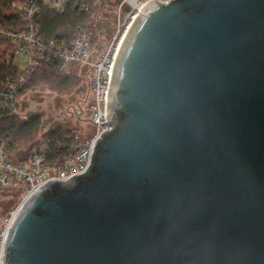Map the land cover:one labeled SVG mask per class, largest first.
I'll use <instances>...</instances> for the list:
<instances>
[{"label": "water", "instance_id": "water-1", "mask_svg": "<svg viewBox=\"0 0 264 264\" xmlns=\"http://www.w3.org/2000/svg\"><path fill=\"white\" fill-rule=\"evenodd\" d=\"M106 122L86 174L19 207L1 264H264V0L148 3Z\"/></svg>", "mask_w": 264, "mask_h": 264}, {"label": "built area", "instance_id": "built-area-1", "mask_svg": "<svg viewBox=\"0 0 264 264\" xmlns=\"http://www.w3.org/2000/svg\"><path fill=\"white\" fill-rule=\"evenodd\" d=\"M151 1L168 4L172 0H117L109 34L100 30L94 19V30L79 28L69 46L44 42L39 37L41 13L48 11L62 14L68 8V0H28L16 12L19 17L17 26H4L0 23V40L8 43L12 49L8 64L15 65L16 54H22L28 60L27 68L20 71L18 80L0 88V105L3 109L20 115L24 106H21L22 97L18 96V83L23 85L26 77L45 62L56 61L62 74L80 76L92 93L87 112L79 106L76 109V120L90 126L86 131L78 130L73 134L74 153L70 156L55 162L51 158L50 149L40 145L29 148L24 157L13 161L7 152L8 144L0 142V190L18 191L20 194L19 205L1 234L0 264L7 231L19 207L48 182H68L90 170L95 145L105 131L114 128V125L106 122V116L109 82L117 53L129 28ZM126 7H129V11H126ZM83 9L87 11L88 7L84 5ZM95 34L99 38L96 44ZM105 34H108L107 39H104ZM86 113H89L90 119H86Z\"/></svg>", "mask_w": 264, "mask_h": 264}, {"label": "trees", "instance_id": "trees-1", "mask_svg": "<svg viewBox=\"0 0 264 264\" xmlns=\"http://www.w3.org/2000/svg\"><path fill=\"white\" fill-rule=\"evenodd\" d=\"M28 0H0V23L4 26H17L20 7ZM100 0H68V8L62 14L43 11L39 16V37L44 42L66 44L69 46L75 38L79 28H91L94 30V19L101 6ZM87 6L85 11L83 6ZM114 8L112 17L114 21ZM99 38L94 36V43ZM9 44L0 40V47ZM4 54L0 53V88L16 82L20 75V69L15 65L5 62ZM18 96L23 97L31 90L48 86L56 94H70L83 87V79L77 75H65L59 70L56 61L45 62L37 66L27 77L25 83H18ZM41 118H31L23 121L20 115H14L0 105V142L8 144L7 152L13 161L15 153L22 149L37 148L44 145L50 149L51 158L55 162L64 159L74 153L72 149V136L77 129L61 128L47 133H41Z\"/></svg>", "mask_w": 264, "mask_h": 264}, {"label": "rangeland", "instance_id": "rangeland-1", "mask_svg": "<svg viewBox=\"0 0 264 264\" xmlns=\"http://www.w3.org/2000/svg\"><path fill=\"white\" fill-rule=\"evenodd\" d=\"M109 33L110 31L108 34ZM108 34L104 35V39L108 38ZM0 53L4 54L5 62L8 64L11 58L12 49L10 50L8 46L2 45L0 47ZM14 64L19 67L20 71H24L27 68L28 60L24 57V55L16 54ZM84 86L85 87L78 94L75 91L74 93H68L65 95L56 94L48 86L31 90L21 99V106L26 104L20 112L21 119L23 121H27L30 119V114H41L44 118L42 119L43 124L41 133L49 132L51 130L50 126L54 124H58L63 128L77 129L79 131L88 130L90 126L88 123L79 122L73 117L66 116V112L71 104H75L79 98L88 97L89 101L86 105L87 111L90 101L92 100V93L88 84H85ZM85 117L87 118V114ZM25 150L27 149H22L16 152L15 158L20 159L24 157L26 155ZM19 195L18 191L5 192L0 190V240L7 221L12 217L19 205Z\"/></svg>", "mask_w": 264, "mask_h": 264}, {"label": "flooded vegetation", "instance_id": "flooded-vegetation-1", "mask_svg": "<svg viewBox=\"0 0 264 264\" xmlns=\"http://www.w3.org/2000/svg\"><path fill=\"white\" fill-rule=\"evenodd\" d=\"M100 1H101L100 2L101 6L98 9V13L95 16V20L98 24V28H100V30H102L103 32L105 30V32L107 33L110 31L111 26H112V22H113L112 7L117 0H100ZM88 101H89L88 97L77 99L75 104H71V106L69 107L68 111L66 112V116L67 117H73L76 120L75 112H76L77 107L79 106L80 108L85 110V112H87L86 111V105L88 104ZM86 114H87L86 119H90L89 113H86ZM34 116H38V118L44 119L41 114H33L32 113L29 115L30 119ZM43 127H44V125H43ZM61 128H63V127L58 125V124H54V125L50 126V129H52V130H57V129H61Z\"/></svg>", "mask_w": 264, "mask_h": 264}, {"label": "crops", "instance_id": "crops-1", "mask_svg": "<svg viewBox=\"0 0 264 264\" xmlns=\"http://www.w3.org/2000/svg\"><path fill=\"white\" fill-rule=\"evenodd\" d=\"M26 151V150H25ZM27 152V151H26ZM27 154V153H26Z\"/></svg>", "mask_w": 264, "mask_h": 264}]
</instances>
